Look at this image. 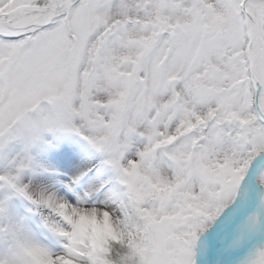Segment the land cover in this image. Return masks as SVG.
Masks as SVG:
<instances>
[{
  "label": "snow or ice",
  "instance_id": "6c2138e0",
  "mask_svg": "<svg viewBox=\"0 0 264 264\" xmlns=\"http://www.w3.org/2000/svg\"><path fill=\"white\" fill-rule=\"evenodd\" d=\"M52 94L136 264H264V0H0V122Z\"/></svg>",
  "mask_w": 264,
  "mask_h": 264
},
{
  "label": "clouds",
  "instance_id": "9594fccd",
  "mask_svg": "<svg viewBox=\"0 0 264 264\" xmlns=\"http://www.w3.org/2000/svg\"><path fill=\"white\" fill-rule=\"evenodd\" d=\"M81 127L69 103L55 94L19 106L0 122V264H58L69 248L75 264H136L133 250L116 239L122 217L115 206L92 194L69 203L23 180L39 166L36 157L50 147L48 137L84 139ZM88 145L99 170L115 180L119 169L111 150Z\"/></svg>",
  "mask_w": 264,
  "mask_h": 264
},
{
  "label": "rangeland",
  "instance_id": "374dc122",
  "mask_svg": "<svg viewBox=\"0 0 264 264\" xmlns=\"http://www.w3.org/2000/svg\"><path fill=\"white\" fill-rule=\"evenodd\" d=\"M48 139L51 141V144H59V147H48L40 151L36 157L39 166L33 171L24 174V182L31 184L38 183V185L47 187L48 190L54 183H63L65 188L69 190L74 189L78 197H84L90 188L98 183L99 163L97 156L88 143L79 136L48 137ZM48 149H53L54 154L50 156L46 155V153L49 154ZM89 150L92 151L90 152ZM56 155H59V159L55 158ZM71 156L74 157L71 158ZM64 158L67 160L68 164L66 166L69 167V170L68 168L65 169L62 162ZM57 168H61L63 171L66 170V172H63L62 176H60L61 174L56 173ZM87 169H93L94 173H92V170L90 175L85 174ZM102 198V194L93 197L96 200ZM16 203L19 202L16 201Z\"/></svg>",
  "mask_w": 264,
  "mask_h": 264
},
{
  "label": "bare ground",
  "instance_id": "6f19581e",
  "mask_svg": "<svg viewBox=\"0 0 264 264\" xmlns=\"http://www.w3.org/2000/svg\"><path fill=\"white\" fill-rule=\"evenodd\" d=\"M33 185H38V183H35ZM59 185H61V187H57L54 185V189L50 191L55 192L57 195L64 197L69 203H73L75 204L76 201L80 198L78 197V195L76 194L75 190H69L68 188H65L64 185L62 183H59Z\"/></svg>",
  "mask_w": 264,
  "mask_h": 264
}]
</instances>
